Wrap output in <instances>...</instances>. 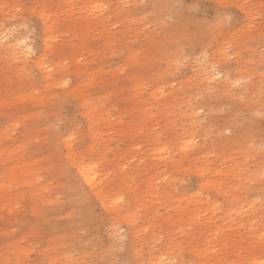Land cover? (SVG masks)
<instances>
[{
    "label": "rangeland",
    "instance_id": "374dc122",
    "mask_svg": "<svg viewBox=\"0 0 264 264\" xmlns=\"http://www.w3.org/2000/svg\"><path fill=\"white\" fill-rule=\"evenodd\" d=\"M0 30V264H264V0H0Z\"/></svg>",
    "mask_w": 264,
    "mask_h": 264
},
{
    "label": "bare ground",
    "instance_id": "6f19581e",
    "mask_svg": "<svg viewBox=\"0 0 264 264\" xmlns=\"http://www.w3.org/2000/svg\"><path fill=\"white\" fill-rule=\"evenodd\" d=\"M94 9H96L95 7H93ZM98 9V8H97ZM8 34H5L3 30H0V40L2 42H5V37H7ZM4 51L8 52V54H11V56L14 58L15 61L17 62H20V61H25V60H28L30 58V56L32 55L33 53V47L27 42V39L25 37H10V40L9 41H6L5 43V48H4ZM209 68H212L211 65H209L208 68H201L200 72L202 73H205L207 74L208 76H214V74H210V72L208 71ZM48 75V73H47ZM207 79V78H206ZM211 79V78H210ZM235 83V82H234ZM233 84V83H232ZM138 87V86H137ZM95 107V106H94ZM93 107V108H94ZM92 108V107H91ZM95 110V109H94ZM93 110V111H94ZM95 118V117H94ZM199 121V120H198ZM184 142V141H183ZM185 144V143H184ZM187 144V143H186ZM183 146V144H182ZM68 147V146H67ZM165 145L163 146V148H161V152H162V149H164L163 151L165 152ZM183 148V147H181ZM70 149V148H69ZM160 150V148L158 149V151ZM185 151V149H184ZM159 152V153H161ZM163 153V152H162ZM206 153V152H205ZM74 162V161H73ZM93 162V161H92ZM75 164V162H74ZM95 164V163H94ZM93 164V166H95ZM76 167H77V172H78V175L80 177V179L85 183L87 184L89 187L91 188H94L98 183L96 182L97 178L96 176L94 175V171H92L93 169L92 168H95V167H92L90 168V166L88 167L86 164V166L83 164L81 165H77L75 164ZM247 166V165H246ZM201 168V167H200ZM97 169V168H96ZM244 169V168H243ZM262 169V168H261ZM258 170V169H257ZM198 171H199V168H198ZM263 171V170H262ZM222 173V172H221ZM230 173V172H229ZM260 173V172H259ZM245 174V173H244ZM97 175V173H96ZM239 176V175H237ZM246 178V177H245ZM15 179V178H14ZM16 180V179H15ZM14 182V181H13ZM100 182V181H99ZM12 183V181H11ZM252 183V182H251ZM18 184V183H17ZM34 191V189H33ZM39 191V190H38ZM38 191H35V192H38ZM39 194V193H37ZM115 235V234H114ZM123 236V235H122ZM121 236V238H122ZM125 238V237H124ZM133 256V255H132ZM151 257V256H150ZM157 258V257H156ZM163 259V258H162ZM7 261V260H6ZM133 261V260H132ZM161 263V262H160Z\"/></svg>",
    "mask_w": 264,
    "mask_h": 264
}]
</instances>
